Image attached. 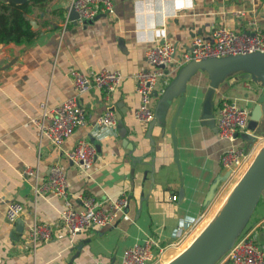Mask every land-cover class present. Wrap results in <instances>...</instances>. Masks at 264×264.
Instances as JSON below:
<instances>
[{"label":"crops","instance_id":"0c3cea01","mask_svg":"<svg viewBox=\"0 0 264 264\" xmlns=\"http://www.w3.org/2000/svg\"><path fill=\"white\" fill-rule=\"evenodd\" d=\"M70 1L52 0L34 9L31 17L38 35L32 43L0 44L1 264H68L77 251L71 248L81 242L83 246L72 264H116L125 248L148 236L158 238L163 247L174 243L181 220L199 219L198 228L204 223L199 233L211 220L213 208L208 212L211 203L205 206L204 199L213 179L224 173L219 162L222 151L230 144L248 151L260 143L251 140L249 134L230 143L202 122L208 79L204 72L197 71L186 82L175 124L177 167L170 124L178 98L174 97L166 113L165 137L159 136L161 126L154 125L151 145L147 138L149 123L134 116L139 103L134 75L148 67L145 51L155 41L167 40L181 51L194 35L206 36L217 25L246 30L251 21H256L264 28V0H112L113 14L70 21L64 26ZM71 68L86 75L104 68L118 70L122 81L112 93L90 87L80 94L86 122L56 146L46 138L38 139L32 119L39 115L41 103L53 107L76 95ZM179 68L169 67L158 81L153 110ZM235 78H227L216 89L215 124V104L223 99L235 100L249 110L254 105V86L249 80ZM108 108L115 115L112 128L98 122ZM80 139L90 141L96 149V159L88 170L67 156ZM53 164H59L65 172L75 207L80 206L75 198L80 193L100 201L125 194L127 207L110 227L90 228L70 242L60 224L64 200L50 193L36 195L33 189L47 177ZM26 170L31 173L25 174ZM217 192L218 188L214 198ZM10 201L23 206L21 233L16 231V222L10 224L5 218ZM256 206L247 230L253 231L256 243L264 248V195ZM33 215L53 231L51 240L39 243L34 252L27 240ZM171 247L165 248L163 255H169Z\"/></svg>","mask_w":264,"mask_h":264},{"label":"built area","instance_id":"2783aa9c","mask_svg":"<svg viewBox=\"0 0 264 264\" xmlns=\"http://www.w3.org/2000/svg\"><path fill=\"white\" fill-rule=\"evenodd\" d=\"M73 9L81 22L83 18H93L98 14H113L112 0H71L64 17V26L72 21L70 11ZM240 14V12H239ZM253 52L264 53V28L256 21H251L246 30H236L227 25H217L208 35H194L189 44L178 50L167 40L155 41L145 51L148 67L136 71L135 91L139 96L138 107L134 116L141 122L149 123L154 119L153 93L159 80L163 79L169 67H181L190 61L206 58H219L227 55H243ZM167 71V72H166ZM76 95L59 104L48 107L41 103L39 115L32 119L38 139L46 138L53 145H60L72 132L86 122V113L79 103V95L90 87L103 90L106 94L115 92L121 81L122 74L118 70L101 69L92 75H86L78 69L69 71ZM217 134L220 139L233 143L240 135L250 134L247 129L249 109L232 99H223L215 104ZM101 126L112 128L116 124L114 112L106 109L99 117ZM255 142H260L248 151L230 144L220 155V166L228 171V180L239 179L251 163L254 155L264 144V136L258 135ZM68 158L84 170H88L96 159L94 145L85 139H80L75 147L67 153ZM26 170L25 174H30ZM225 181V182H226ZM34 193H50L61 197L64 206L60 215V224L69 241L90 228L104 229L110 227L116 217L123 213L128 205V197L121 194L117 197H106L98 200L86 193L75 196L80 206L75 207L72 196L67 190L66 174L59 164L49 167L47 177L41 183L34 184ZM176 196H172L175 200ZM23 206L17 201H10L5 210V218L14 224L21 216ZM198 220H181L176 226V241L168 246L177 245L197 228ZM53 231L50 225L40 222L35 215L28 226L27 240L34 252L39 243L49 242ZM158 238L148 236L141 243L125 248L116 264H158L165 248ZM156 250V252H155ZM228 261L231 264H264V248L255 241L253 231L243 230L231 247L217 263ZM2 257L0 255V264ZM104 264V263H100Z\"/></svg>","mask_w":264,"mask_h":264},{"label":"water","instance_id":"95a60500","mask_svg":"<svg viewBox=\"0 0 264 264\" xmlns=\"http://www.w3.org/2000/svg\"><path fill=\"white\" fill-rule=\"evenodd\" d=\"M8 3L23 4L28 0H0ZM105 14H98L97 19ZM78 14L71 9L70 19L76 22ZM34 29L37 24L31 21ZM197 71H202L208 79V87L202 103V122L217 131L214 120V96L216 89L229 77L235 80H249L254 86L257 95L254 105L249 110L247 129L251 132L249 138L255 140L256 136H264V53L253 52L243 55H227L219 58H206L199 61H190L182 65L176 72L170 84L159 97L154 110V119L148 124L147 138L150 144H154L151 129L161 126L160 138L165 137L163 126L166 113L174 97L178 98L177 106L170 124V136L174 150V161L178 165L177 140L175 124L184 101L186 82ZM155 92V91H154ZM157 97V92L153 93ZM228 179V171L218 175L211 182L204 199V205L208 206L214 199L220 183ZM264 190V144L254 155L251 163L234 183L228 193L225 202L218 209L214 217L191 240V242L172 259L165 264H216L226 251L231 247L235 239L243 231L252 215L259 197ZM182 194V192H181ZM17 233L23 230L21 218L16 220ZM12 236V232L10 233ZM84 242L71 248L77 251L71 257L68 264L77 257Z\"/></svg>","mask_w":264,"mask_h":264},{"label":"trees","instance_id":"16d2710c","mask_svg":"<svg viewBox=\"0 0 264 264\" xmlns=\"http://www.w3.org/2000/svg\"><path fill=\"white\" fill-rule=\"evenodd\" d=\"M50 1L52 0H28L23 4L0 1V44L28 45L32 43L38 35V29H34L31 24L32 13L34 9H41ZM263 195L264 190L258 203ZM248 224L249 220L243 230L247 229Z\"/></svg>","mask_w":264,"mask_h":264},{"label":"rangeland","instance_id":"374dc122","mask_svg":"<svg viewBox=\"0 0 264 264\" xmlns=\"http://www.w3.org/2000/svg\"><path fill=\"white\" fill-rule=\"evenodd\" d=\"M235 182H236V179H234V180L231 179V180H228L226 182L220 183V185L218 187V192H217L216 198H214L211 201L210 209L208 211V212H210V210L213 208L211 210V214L209 216L211 219L214 217V214H216V212L218 211V209L225 202L226 197H227L228 193L230 192V190H231V188H232V186L234 185ZM256 208H257V206H256ZM203 225H204V223H202V225L199 228L197 227L196 229H194L192 231L193 233H191L188 237L182 239V241L179 242V243H177V245H173L171 247V252L169 253V255H165L164 254L163 257H161V260L158 262V264H162V263L165 264L167 261H169L170 259H172V258H169V257L176 255V253H178L185 246H187V244L190 242V240L197 235L198 231L200 230V228Z\"/></svg>","mask_w":264,"mask_h":264}]
</instances>
